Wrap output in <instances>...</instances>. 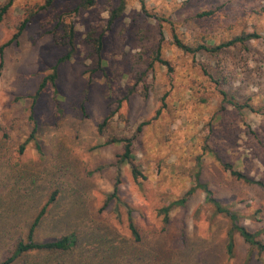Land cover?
Here are the masks:
<instances>
[{
  "label": "rangeland",
  "instance_id": "obj_1",
  "mask_svg": "<svg viewBox=\"0 0 264 264\" xmlns=\"http://www.w3.org/2000/svg\"><path fill=\"white\" fill-rule=\"evenodd\" d=\"M46 1L12 0L0 22V260L33 212L13 213L12 204L42 205L56 191L57 208L51 206L35 236L88 230L90 237L81 232L78 248L63 254L66 261H122L104 256L93 238L114 218L126 219V208L117 216L114 202L97 211L114 192L118 171L116 191L133 209L147 245L140 250L149 249L146 264H264V254L237 233L235 255L226 257L228 221L196 186L200 171L201 181L264 242V188L235 179L221 164L264 182V0H125L111 24L119 0L87 7L85 0ZM241 32L260 36L217 52L176 44L213 46ZM68 53L54 84L34 99L42 78ZM34 122L41 151L33 140L20 151ZM128 139L137 177L118 160ZM186 192V206L171 209L162 230L159 208Z\"/></svg>",
  "mask_w": 264,
  "mask_h": 264
},
{
  "label": "trees",
  "instance_id": "obj_2",
  "mask_svg": "<svg viewBox=\"0 0 264 264\" xmlns=\"http://www.w3.org/2000/svg\"><path fill=\"white\" fill-rule=\"evenodd\" d=\"M51 0H47L46 2L49 3ZM94 0H85L84 1V7H87L91 4H93ZM12 5V0H6L3 3H0V22L3 20L6 12L8 11L9 7ZM45 4L40 6V9L45 8ZM125 9V0H119L116 7H114L111 12L108 19V23H112L116 18L120 16V14ZM211 11H205L202 13V15H208ZM30 17V16H29ZM29 17L24 19L18 26L17 31L14 35V37H17L18 34L21 33L23 28L26 26L27 22L29 21ZM260 35L256 32H241L238 35H235L231 39H228L227 41H224L222 43H219L217 45L209 46V45H199L195 48H192L186 44L181 43L178 39H176V44L185 51H195L198 49H204L209 52H217L223 47L232 46L235 44H243L248 40L258 38ZM97 50L99 51V48L101 47V44L97 45ZM5 47V44H2L0 46V66L2 63V56H3V48ZM69 56V53L67 55H64L60 58H58L56 64L52 67V72L45 75L41 82L39 83L35 93H34V99L36 96L40 93V91L43 89V87L50 82L51 84H54L56 79V67L59 62L64 60ZM35 101V100H34ZM234 105H237L234 103ZM106 123V119H104L101 123L98 124V128H101ZM143 124V123H142ZM142 124L138 126V130H140ZM37 131V123L34 122L33 128L28 135V137L25 139V141L20 145V151L24 149V146L27 142L30 140L34 141L35 147L38 151H41L40 145L35 137ZM131 143L132 140L128 139L123 145V151L119 154V162L122 163H129L132 166V174L133 177H137L138 174H140V170L138 169L137 165L134 163V153L131 152ZM223 168L225 170H228L230 174L238 180H242L245 183L254 184L259 187L264 188V182L255 179L253 177H250L244 173H242L239 170H236L232 163L230 162H222L221 163ZM199 165V162L198 164ZM200 171L196 174V186L198 189L204 191L205 198L204 201L209 204L213 212L215 214H219L227 219L228 221V230L226 232V240L224 244V252L227 258H232L234 254V248H235V241H234V233H237L248 245L250 249H256L259 252L264 254V242L259 239L258 231H251L249 230L240 219V215L236 210L231 209L229 206L223 204L221 200H219L213 190L207 185V183L201 181L199 177ZM119 182V173L117 171L116 174V181L114 183V192L107 194L105 198V203L97 210L98 212H102L105 209H107V205L114 202V211L116 212V215L118 216L119 208L123 207L126 208V219L124 221H120L117 218L115 219L114 223H111L110 227H104L101 228V233L106 234H97L94 236L95 247H97L101 253L104 254V256H112L115 258L117 256L118 258H121L122 261L117 262V264H146L145 260H142L146 258L145 253H149V249H143L140 250V248L146 247L145 240L143 237V234L138 227L137 224L133 222V209L131 207H128L126 203H124L119 195L117 194V183ZM190 195V192H186L183 196L176 198L172 201H170L168 204L162 206L159 208L158 213L161 215V222H162V230H167V226L169 225V211L175 207L184 208L186 206V201ZM58 196L56 195V191H53L48 196V199L45 201L44 204L39 205V202L32 201L30 205H17L12 204L10 211L13 213H16L19 210H22L23 208H33L31 220L26 224V232L24 235H18L12 243L7 244V249L5 251L4 257L0 260V264H73L71 261H66L64 258V253H70L73 252L76 248H78L79 239L82 234H86V236L90 237L92 232L88 230L84 231H78V230H72L63 234H60L58 236L49 237L47 239L39 240L35 233L37 231V228L40 226L41 220L44 219L46 215H48V210H50L51 206H53L55 209L57 208V201ZM52 204V205H51ZM121 227V229H120ZM92 231L96 230L97 228L92 226ZM183 229V228H182ZM161 230V231H162ZM120 232L125 233V236L123 234L119 235ZM126 234L127 239L126 241ZM184 232L181 231L180 236L184 237ZM136 246V248L132 251L126 249L127 247ZM143 246V247H141ZM6 248V247H5ZM133 248V247H132ZM140 250V251H139ZM134 251V252H133ZM43 254L42 258L38 261L31 260V255H39ZM131 257L130 260L127 258ZM134 260L138 263H134ZM147 260V259H146ZM124 262V263H123ZM162 261L160 260V263Z\"/></svg>",
  "mask_w": 264,
  "mask_h": 264
}]
</instances>
